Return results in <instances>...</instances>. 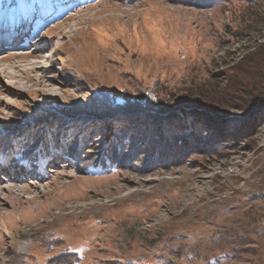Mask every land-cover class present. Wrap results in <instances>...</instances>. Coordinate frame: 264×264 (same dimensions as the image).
Listing matches in <instances>:
<instances>
[{"label": "rangeland", "instance_id": "374dc122", "mask_svg": "<svg viewBox=\"0 0 264 264\" xmlns=\"http://www.w3.org/2000/svg\"><path fill=\"white\" fill-rule=\"evenodd\" d=\"M0 264H264V0H0Z\"/></svg>", "mask_w": 264, "mask_h": 264}, {"label": "bare ground", "instance_id": "6f19581e", "mask_svg": "<svg viewBox=\"0 0 264 264\" xmlns=\"http://www.w3.org/2000/svg\"><path fill=\"white\" fill-rule=\"evenodd\" d=\"M150 3H151V2H150ZM116 8H117V7H116ZM130 15H131V14H130ZM135 16H136V15H135ZM107 20H108V19H107ZM107 20H106V21H107ZM103 21H104V20H103ZM117 21H118V20H117ZM131 21H132V20H131ZM131 21H130V22H131ZM107 22H108V21H107ZM130 22H129L128 24H130ZM114 23H115V22H114ZM102 24H103V23H102ZM107 24H108V23H107ZM115 24H116V23H115ZM115 24H114V25H115ZM135 24H136V23H135ZM109 25H111V24L109 23L108 26H109ZM131 25H132V24H131ZM136 25H137V24H136ZM99 27H100V25H99ZM105 27H106V26H105ZM118 27H120V25H119ZM137 27H139V26H137ZM90 28H91V27H90ZM101 28H102V26H101ZM108 28H109V27H108ZM112 28H113V27H112ZM114 28H115V27H114ZM123 28H124V27H123ZM123 28H120V29H118V30L124 33L125 30H124ZM87 29H88V28H87ZM87 29H86V30H87ZM114 30H115V29H113V31H114ZM87 31H88V30H87ZM116 31H117V30H116ZM107 33H108V32H107ZM109 34H110V33H109ZM113 35H114V34H113ZM91 48H92L94 51H97V49H98V50H99L98 54H99V55L101 54V53H100V49H99L94 43L91 44ZM101 52H103V51H101ZM30 58H32V57H30V55H29V56L23 57L22 59H25L24 62L28 64V60H29ZM104 62H105V61H104ZM30 65H31V64H30ZM32 65H34V64L32 63ZM109 67H111V66H108V65L106 66L105 63H104V64H102V65L100 64V65H99L98 67H96V68H98V71H99V72L104 70L103 72L106 73V74L104 73L105 76L108 77V76L110 75V74L108 73V71H107ZM109 71H110V70H109ZM99 72H98V73H99ZM110 76H113V75L111 74ZM103 78H104V77H103ZM113 78H114V77H113ZM104 79H105V78H104ZM29 165H30V164H29ZM116 184H117V183H116ZM113 186H114V185H113ZM123 186H124V185H123ZM123 186H119V187H117L116 190H117V191H120V190L124 189ZM104 190H105V189H104ZM94 191H95V190H94ZM117 191H116V192H117ZM54 204H55V203H54Z\"/></svg>", "mask_w": 264, "mask_h": 264}, {"label": "trees", "instance_id": "16d2710c", "mask_svg": "<svg viewBox=\"0 0 264 264\" xmlns=\"http://www.w3.org/2000/svg\"><path fill=\"white\" fill-rule=\"evenodd\" d=\"M190 107H195V108H200V107H198V106H195V105H191ZM189 107V108H190ZM136 114V113H135ZM129 115V114H128Z\"/></svg>", "mask_w": 264, "mask_h": 264}]
</instances>
